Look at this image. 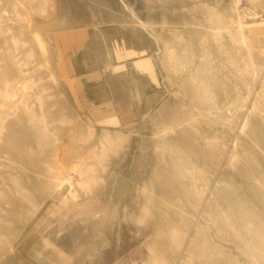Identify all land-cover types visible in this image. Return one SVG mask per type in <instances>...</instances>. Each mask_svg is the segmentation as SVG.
Segmentation results:
<instances>
[{
	"label": "rangeland",
	"instance_id": "374dc122",
	"mask_svg": "<svg viewBox=\"0 0 264 264\" xmlns=\"http://www.w3.org/2000/svg\"><path fill=\"white\" fill-rule=\"evenodd\" d=\"M246 5L0 0V264L57 245L69 264H264V36ZM126 47L155 82L112 78L134 118L95 127L77 69L131 73Z\"/></svg>",
	"mask_w": 264,
	"mask_h": 264
},
{
	"label": "crops",
	"instance_id": "0c3cea01",
	"mask_svg": "<svg viewBox=\"0 0 264 264\" xmlns=\"http://www.w3.org/2000/svg\"><path fill=\"white\" fill-rule=\"evenodd\" d=\"M247 5L245 11L247 12L249 19L247 24V31L253 36H264V0H246ZM72 39L77 43V49L80 52L87 48L88 44L92 40L89 32L77 29V32L72 36ZM125 55L122 60L116 62V68L122 67V69L128 70L130 67L133 71L131 73L121 71H115L112 73H105V78L99 79L92 72H82L77 69V107L83 112L87 113L91 123L95 127L101 128H113L121 122H127L129 119L134 118L131 114H135L134 108L128 106L127 93L123 94L120 90L111 83L112 78L118 79L122 77H135L137 81L142 79L145 81L146 77L150 78V81L155 82V70L151 68L150 59L145 52L141 50L131 49L126 47ZM131 50L132 53L131 54ZM129 61H131L129 63ZM106 82L103 85V82ZM110 83L112 86H110ZM93 86L99 88L98 92L93 90ZM96 87V88H97ZM111 87V88H110ZM101 89L106 91L105 96H101ZM109 89V92H108ZM137 90V89H136ZM138 91V90H137ZM141 96H145V85L141 86ZM36 239V238H35ZM27 240L25 251H33L32 247L37 240ZM72 256L77 257V248L74 253H66L64 248L57 247L51 248L49 251H35V258L28 259L23 264H69L67 258ZM56 255V256H55ZM28 258V257H27Z\"/></svg>",
	"mask_w": 264,
	"mask_h": 264
},
{
	"label": "built area",
	"instance_id": "2783aa9c",
	"mask_svg": "<svg viewBox=\"0 0 264 264\" xmlns=\"http://www.w3.org/2000/svg\"><path fill=\"white\" fill-rule=\"evenodd\" d=\"M239 2H240L241 5H246L247 4L246 0H239Z\"/></svg>",
	"mask_w": 264,
	"mask_h": 264
}]
</instances>
